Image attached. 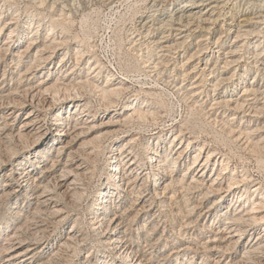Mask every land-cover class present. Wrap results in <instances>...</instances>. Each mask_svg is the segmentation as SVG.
<instances>
[{"label": "bare ground", "instance_id": "6f19581e", "mask_svg": "<svg viewBox=\"0 0 264 264\" xmlns=\"http://www.w3.org/2000/svg\"><path fill=\"white\" fill-rule=\"evenodd\" d=\"M156 1L150 8L159 5ZM193 1L195 0L184 2ZM32 2V6L38 10L31 20L25 22L26 25L30 24L35 28L27 41L24 36L26 29L20 31L17 39H11L14 27H19L20 21L18 15L20 12H17L18 16L7 17L13 2L4 0L0 5V34L6 27H11L8 39L0 40V167L6 162H12L5 178L2 179L3 176H0V208L4 207L7 211V219L0 222V264H78L80 253L85 251L91 238L98 246V250L99 247L107 248L117 254L116 258L129 264H169L174 254L180 255L186 249L193 251L189 264H264V228L261 227L263 230L256 234L252 241H248L256 226L264 224V214L259 215L260 212H264L263 185L257 184L254 189H250L253 175L247 170H242L241 173L234 171L236 174L232 172L227 175L230 172L227 171L230 165L229 159H222L219 172L217 169L213 170L214 168L210 170V164L217 150L207 151L204 144L194 153L181 177H175V168L177 166L180 168L187 162L189 147L194 142V137L189 138L184 145L183 124L179 126V131L173 135V139L164 150L162 147L166 134L160 131L148 133L150 135L144 137L145 141L141 142L142 146L144 145L143 152L147 155L145 159L139 152L135 153L137 138L127 139L117 148L109 143L104 145L119 131L118 128H114L116 125L121 123L126 125L134 122L135 119L138 122L150 121L157 125L161 118L166 117V108H164L166 103L157 102L158 93L154 90L156 89L154 86L135 89V97L125 101L129 93L134 90L133 80L148 84L149 82L144 80L152 79L154 85H160L161 81L170 83L168 77L173 75L168 73L166 75L165 72L170 61L161 59V56L155 58L160 46L143 43L129 47V50L134 52L135 64L126 71H124L126 68L124 70L123 67L120 68L123 71L121 77L105 69L106 65L104 66L97 55L95 45L83 37L80 38L81 45L74 49L75 61L71 62L72 59L66 57L70 52L69 41L74 37L69 35L72 31L70 26L74 21L66 17L67 12L56 14L41 10L45 5L49 10L55 9V2L49 3L48 0H32ZM143 4L145 6L140 8H149L150 3L147 0H143ZM140 8L135 10V14L141 11ZM26 25L23 27L26 28ZM44 30H47L45 34H43ZM133 33L132 31L131 34ZM135 41L132 39L131 43ZM60 46H65L67 52L57 64L55 75L51 76L49 71L48 77L36 84L33 79L44 69L49 68L51 57ZM204 48L207 49V46L200 45L196 53ZM87 54L92 57L88 58L87 67L84 65L85 67L81 68L82 60ZM257 54L261 55L259 51ZM227 64L229 63L226 62ZM129 71L137 75L134 73L131 75ZM201 72L204 75V70ZM214 72L215 70L210 71V73ZM186 75L185 70L184 78ZM102 77L104 79L101 81ZM216 81L215 86H218L221 80ZM249 90L258 91L251 87L246 88V91ZM181 92L182 87H179L174 94ZM183 93L185 94L183 97H186L190 91ZM88 94L94 95L100 106L108 111L111 110L102 113L103 117H109L108 120L103 119L99 122L95 114L91 115V99L84 103ZM67 100L70 101L66 109L63 102ZM223 102L226 108L232 105L230 99ZM223 102L219 101L220 104ZM58 103L61 105L54 111L50 121L51 126L48 127L49 110ZM26 105H29L30 109L19 120L18 113ZM119 105L121 106L118 108ZM244 105V101L237 100L235 111L245 107L247 103ZM263 106L257 109L252 107L254 110L248 106L245 111L261 113V110H264ZM78 108L79 113L76 115ZM194 109L197 112L204 111L202 107L195 106ZM235 118L236 113L231 119L221 122V130L223 128L228 132L227 134L235 142L249 148L253 153H258L260 155L258 161L264 163L263 140H255L252 136L253 128L251 130L249 126L234 127L231 121ZM46 129H48V134L44 138L46 143H42L39 149L32 151L30 155L25 154L26 156L22 158L18 153L19 150L29 146L33 148ZM96 130L98 133L96 132L93 138H85L80 143L84 146V151L74 150L81 137L88 136ZM96 149L99 151L96 152ZM99 152L105 156L108 182L105 187L97 190L93 202L89 204V210L92 211V216L88 218L91 232L83 230L80 218H76L68 230L60 232L61 240L58 246L49 253L44 251L50 243L53 244L52 241L58 234L59 228L71 220L73 203L76 202L74 199L80 198L85 193V187H82L85 186L84 179L93 176V172L100 168ZM168 178L170 181L166 182ZM240 185L246 187L244 193L240 195L237 193L235 202H230L222 210H216L220 203H224L232 193H236L235 190ZM179 188L182 189L180 193L182 198L198 193L194 201H191L193 196L185 197L188 213L197 215L195 221L189 219L185 221L188 224L187 228L214 214L209 225L203 223L206 231H202L201 234H205L206 241L200 240L202 248L198 245L193 248L190 244H186L185 249L172 248L173 254L170 251L172 256H151L154 252L145 250L141 244L143 240L139 236L144 232L147 233L144 242L147 247L150 244L155 246L154 244L161 239L174 242L170 240L172 234L165 233V229L160 234L159 229L163 224L160 225L161 214L158 212L162 213V211L158 209L159 207L155 208L158 203L163 204L161 206L169 207V212L174 215L173 219L181 216V209L175 213L172 208ZM257 192V198L254 199L252 196ZM210 194L218 195L219 198L202 209L210 199ZM164 197L166 198L162 199ZM20 199L23 200L22 203ZM150 213H152L151 217L146 219ZM12 230L14 231L10 233ZM5 233L6 237L3 238ZM40 243L45 244V249L42 251L37 248ZM202 251L203 255L199 259L198 256ZM91 252H88L82 264H111V255L101 252L100 256H96L97 261H94L95 256ZM156 257H163L162 261L159 259L156 263Z\"/></svg>", "mask_w": 264, "mask_h": 264}, {"label": "rangeland", "instance_id": "374dc122", "mask_svg": "<svg viewBox=\"0 0 264 264\" xmlns=\"http://www.w3.org/2000/svg\"><path fill=\"white\" fill-rule=\"evenodd\" d=\"M154 1L155 0H147V2L150 3L148 9L140 8L141 6H145L143 0H48L49 3L55 2V9L49 10L47 9V5L41 8V10L46 13L51 11L60 14L64 11L66 14L67 12L66 17L74 21L70 26L72 33L70 32L69 34L72 35V37L74 35V37L69 41L70 52L66 57L69 58V60L72 59L71 62L75 61L74 49L81 45L82 42L80 38L82 37L86 40L88 39V42L90 41L89 43L92 45H95L97 55L104 66L106 65L105 69L111 70L116 76H123V71L120 68L123 67V70L126 68L124 70L126 71L128 67L131 69L132 65L135 64V58L133 57L134 52L129 50V47L133 45L152 43L155 46H163L162 48L158 47V54L155 58L161 56V59L164 58L168 60V62L170 61L165 71L166 75L167 73L168 75H173V77H168L169 81L171 80L169 84L162 83L161 81L160 85H154L152 79L144 80L149 82L148 84H142L133 80L134 90L125 98V101L128 100V98H134L135 89L154 86L156 88L154 90L158 93L156 96L157 102L164 104L165 101L166 103L164 104V108H166L165 114H167L166 117L161 118L157 125L152 124L150 121H145V123L143 121L138 122L137 119L126 125L122 123L116 125L114 128H118L119 131L113 135L111 140H107L108 142L104 145L112 144L117 148L123 144L125 140L137 138L135 153L139 152L145 159L147 155L145 154L146 152H143L145 150L141 142L145 141L144 137L150 135L148 133L160 131L166 134L162 147V150H164L173 139V135L179 131V126L183 124L185 127V136L183 137L184 140H182L184 145L187 144L189 138L193 139L194 137V142L189 147V161L187 160L180 168L178 166L175 168V177H181L194 153L199 150L200 146L205 144L207 151L210 149L217 150L216 156L210 164V170L214 168L213 170L217 169L219 172L222 167V159H229L230 165L227 171L230 172L227 175L232 172L235 173L239 171L241 173L242 170H247L254 177H252L253 180L250 182V189H254L257 184H261L263 185L262 191H264V163L258 161L260 155L255 152L253 153L249 148L235 142L223 128L221 130V122L231 119L236 113V118L231 121V123H233L232 125L237 128L238 126H249L251 130L253 128V133L251 132L252 136H254L255 140L262 139L264 143V110L262 109L261 113L251 112V110L245 111L248 106L251 107V109L252 107L257 109V107L264 105V0H195L196 2H184L185 0H157L156 4L159 5L150 8V6L154 4ZM11 2H13V6H11L7 17L11 18L19 15L20 19L19 27H14L15 30L11 34V39H17L20 31L26 29V31H24V36L27 41L31 33L33 34V31H35V28L30 24L26 25L25 22L31 20V17L33 18L34 13H36L35 11L38 9L32 6V0H11ZM3 3L4 0H0V5ZM27 4H31V7L25 6ZM139 8L141 11L135 14V10ZM17 12L20 13L16 15ZM23 25H26V28H24ZM10 31L11 27H6L0 34V40L4 41L8 39ZM46 31L44 30L43 34H45ZM132 31L134 32L133 34H131ZM132 39L136 41L131 43ZM180 44L182 46H179ZM200 45L201 47L207 46V49L204 48L197 54L196 52L199 50ZM258 45L260 46L258 47ZM143 47H146V45H143ZM258 51L261 53L260 56L258 54V56L256 55ZM66 52L67 48L65 46L58 47L51 57V62L48 65L49 68L40 72L33 81L37 84L41 79L43 80V78L48 77L49 71H51V76L55 75L57 64H59L62 55ZM191 55L194 56L192 57ZM89 57H92V55L87 54V56L83 58L81 68L85 67L84 65L88 63ZM155 61L157 62L158 59ZM206 62L208 63L207 66ZM226 62L229 64L226 65ZM185 70L187 75L184 78L183 73ZM202 70L205 72L204 75L201 72ZM211 70H215V72L210 73ZM129 73H131V75L136 74L130 71ZM176 73L177 75H175ZM142 78H144V76ZM103 79L104 77H102L101 81ZM218 79L222 82L220 81L219 85L215 86L216 80ZM195 84L198 86H194ZM179 87H182V92L180 94H174ZM250 87L258 91H246V88ZM185 91H190V94L183 97L185 96L183 93ZM189 96H192V98H189ZM193 98L198 102L196 103ZM88 99H91L92 103L91 115L95 114L99 122L103 119L108 120L109 117H103L102 113H108L111 110L108 111L105 107L100 106L99 101H97L96 97L92 94L86 95L84 103L88 101ZM229 99L231 100L230 103L233 108L231 106L226 108L224 105L223 100ZM237 100L239 102L244 101L245 105L246 103L247 105L235 111L234 108ZM69 101L70 100L63 102L64 108L67 109L66 106L69 104ZM219 101H222L223 104L221 103V105ZM193 103H195V105ZM60 105L61 104L58 103L49 110L47 116L48 127L51 126L50 121L55 113L54 111H56ZM120 106L121 105H119L118 108ZM195 106L199 108L202 107L204 111L199 110L201 112H197L194 109ZM29 109V105L24 106L18 113L17 118L21 120ZM78 113L79 108L76 110L75 114L77 115ZM216 117L217 119L215 120ZM242 118L244 119L241 123ZM217 120L219 121L217 122ZM47 130L48 129L37 139L35 143L36 146L34 145L33 148L29 146L26 149L19 150L18 153L22 158L25 154L29 153L28 155H30L32 151L34 152L39 149L42 143H46L44 142V138L48 134ZM96 132L97 130L88 134V136L81 137L74 150L78 152L79 150L80 152L84 151V146H81L80 143L85 138H93L98 133ZM97 151H99V149H96V152ZM98 154L100 168L93 172V176H87V178H85L86 180L84 179L85 182L83 181V184H85V186L83 185L82 187H85V193L82 195L83 197L81 196L80 198L74 199V202L76 201L77 203H73L74 210H72L73 216L71 220H68L59 228L58 234L55 235L56 237L54 236L55 238H52L53 244L50 243L46 249L44 247L45 244H38L37 248L41 249L40 251L45 249L44 251L49 253L56 248L61 240L60 232L63 233V231L65 232L68 230L76 218H80L83 230L86 232L89 231V233L91 232L88 218L92 216V211L89 210V204L93 202L97 190L101 187H105L108 182V166L104 162L105 156H103L102 152ZM103 165L106 166L103 167ZM11 166L12 162H6L3 164V167H0V176H3L2 179L9 173ZM169 181L170 179L168 178L166 182ZM244 188L246 187L240 185L238 189L235 190L236 193H232L225 202L223 201L224 203H220V206L216 210H222L230 202H235L237 193L238 195L242 194V192L244 193ZM181 192L182 189L179 188L177 192L178 195H176L173 200L172 206L175 213L181 209V216H177L176 219H173L172 216L174 215L169 212V207L161 206L163 204L159 205L158 203L155 208L157 209L159 207L158 209L162 211V213L158 212L161 214V217H159V220H161L160 225L163 224L159 229L160 234L163 233V229H165V233L170 232L169 234H172L170 240H174V242H171V244L166 239H161L158 243L154 244L155 246L150 244L152 247H150V245L147 247L146 244H144L147 233L144 232L142 236H139L140 239L143 240L141 244L145 250L148 249V252H154L151 256H172L171 254H173L174 248L184 247L185 249V246L188 244L196 248L197 245L198 247L201 245L200 240L201 242L206 241L205 234H201L202 231H206L203 225H209L214 214L210 215L206 220L203 219L193 223L194 225L191 223L192 225H189L187 228L188 224H186L185 221L188 219L189 221H195L197 215H190L188 213V209L185 207L184 202L187 200L185 197L190 196L192 198L193 196L191 201H194L198 193H192L182 198V195H180ZM171 194L172 192H170L169 195ZM256 194H258V192L252 196L254 199L257 198ZM209 197L210 199L206 202L207 204L203 205L202 209L207 205H211L215 199L219 198L218 195L213 194H210ZM165 198L166 197L162 199ZM21 200L22 199L19 200L20 203L23 202V200ZM167 201L169 202V200ZM183 209L184 211L182 212ZM5 210L4 207L0 208V222L7 219V211ZM216 210H214V212ZM151 214L152 213H150V216H146V219L151 217ZM263 214L264 212H260L259 215L261 216ZM172 221L176 223L174 224ZM260 225L256 226L251 232L248 241H252L255 235L263 230L264 224ZM202 228L204 230H202ZM13 231L14 230L10 233ZM4 235L3 238L6 237V233ZM134 240L138 241V239ZM149 249L151 251H149ZM170 251H172L171 254ZM88 252H91L93 256H95V259H93L94 261H97L96 256H100L101 252H104L112 256V258L110 257L112 259L110 262L111 264H129L116 258L115 256H117V254L112 253L107 248L99 247L98 250V246L93 242V238L89 240L85 251L80 253L78 264L83 263ZM192 254L193 251L191 249L183 250L180 255L174 254L169 264H189ZM199 255L198 258L200 259L203 255V251ZM161 258L163 257H156V263L159 259L162 261Z\"/></svg>", "mask_w": 264, "mask_h": 264}]
</instances>
